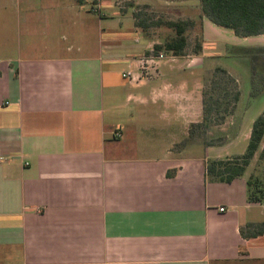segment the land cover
Here are the masks:
<instances>
[{"label": "crops", "instance_id": "obj_1", "mask_svg": "<svg viewBox=\"0 0 264 264\" xmlns=\"http://www.w3.org/2000/svg\"><path fill=\"white\" fill-rule=\"evenodd\" d=\"M162 3L194 22L201 54L166 53L155 74L128 81L122 73L138 75L163 43L135 28V10L16 0L17 33L0 58V264H264V233H239L264 222L248 175L219 183L205 171L251 128L220 146H178L202 121L208 73L222 68L239 85L217 60H238L235 49L264 35L239 38L200 19L199 5Z\"/></svg>", "mask_w": 264, "mask_h": 264}, {"label": "trees", "instance_id": "obj_2", "mask_svg": "<svg viewBox=\"0 0 264 264\" xmlns=\"http://www.w3.org/2000/svg\"><path fill=\"white\" fill-rule=\"evenodd\" d=\"M197 1L200 19L205 17L218 27L230 29L239 38L264 35V0ZM133 18L135 28L140 29L145 35L148 34L150 27H164L172 31L173 35L164 40L161 45H155L154 51L162 50L176 57L187 54V31L193 30V21L186 19L154 22L151 18L141 17V14L136 11L133 12ZM202 42V35L199 33L195 38L192 54H201ZM261 51L264 52V47L237 48L233 52V56L250 59L251 98H255L264 90V75H260V69L256 65L258 52ZM239 97L236 80L224 69L215 68L202 91V121L189 126L186 139L178 146L196 142H200L204 147L222 145L225 137L212 139L208 136V132L212 127L221 126L228 115L233 113ZM255 157L256 166L246 180L247 202L264 204V176H260V169L264 166V111L252 123L245 152L230 158L206 160V176L213 182L230 183L246 173ZM239 233L243 239L256 238L264 233V222L246 224L240 227Z\"/></svg>", "mask_w": 264, "mask_h": 264}, {"label": "rangeland", "instance_id": "obj_3", "mask_svg": "<svg viewBox=\"0 0 264 264\" xmlns=\"http://www.w3.org/2000/svg\"><path fill=\"white\" fill-rule=\"evenodd\" d=\"M137 2V4L135 3ZM163 0H118L119 5L124 9H131L135 10L141 17H148L151 18V21H177V17L172 15L170 11L163 10L162 7L169 8L166 4L162 3ZM187 2L191 3L192 7H198L197 0H187ZM18 6L16 5V0H0V58L3 56L2 46L3 42L8 38H12L17 33L18 28V19H17V10ZM191 11V10H189ZM191 12H186L188 15ZM164 28V27H162ZM197 29V28H196ZM148 34H151L154 37L160 38L162 41L166 40L167 38L173 35L172 31L169 29H162L159 27H150L148 29ZM199 32L197 30L189 29L187 31V38H188V49L187 53L191 54L195 38ZM244 41V40H242ZM249 40H246L248 42ZM252 46H246L243 48H263L264 46H257L259 44L264 45V38H257V40H250L249 41ZM245 44V43H244ZM242 48V47H241ZM234 51V50H232ZM233 55V53H232ZM237 57V56H235ZM238 60L233 59H218L217 64L221 66L225 65H232L236 71V74L239 79V85L237 87L240 92L239 101L231 115H228L227 119L232 121V125L228 124L227 126L223 124L221 126L212 127L209 131L210 136L212 139H216L218 137H225L230 138L232 133L236 130V126L244 131H248L251 128L252 123L254 120L264 111V90L255 98L250 97V90H251V62L249 58L239 57ZM257 68L260 69V75H264V52H258L257 56ZM210 77V73L205 77V83L208 84V80ZM207 87V86H206ZM221 129H224L221 131ZM248 143V142H247ZM246 141L242 142L234 141L232 145L227 146L225 152H228V155L231 156H239L242 155L247 146ZM256 166V157L252 160L250 166L246 171V175H249ZM260 176H264V166L260 169ZM263 205L264 204H260Z\"/></svg>", "mask_w": 264, "mask_h": 264}, {"label": "built area", "instance_id": "obj_4", "mask_svg": "<svg viewBox=\"0 0 264 264\" xmlns=\"http://www.w3.org/2000/svg\"><path fill=\"white\" fill-rule=\"evenodd\" d=\"M166 53L164 51L152 50L148 55L143 56L138 61L139 74L136 75L130 70L122 73V78L128 81H138L141 77L149 76L150 73H156L160 62L165 59ZM224 208H219V212H223Z\"/></svg>", "mask_w": 264, "mask_h": 264}]
</instances>
